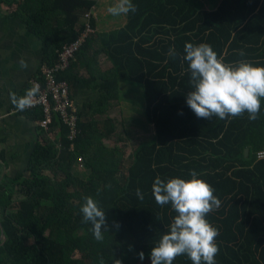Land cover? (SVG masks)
<instances>
[{
  "label": "trees",
  "instance_id": "trees-1",
  "mask_svg": "<svg viewBox=\"0 0 264 264\" xmlns=\"http://www.w3.org/2000/svg\"><path fill=\"white\" fill-rule=\"evenodd\" d=\"M195 1L132 0L137 10L125 15L124 25L101 31L92 15L96 0H0L11 9L7 16L40 42L41 65L47 67L85 28L81 18L87 13L91 28L57 74L77 106L73 140L58 115L44 130L39 106L19 111L12 104L37 124L36 141L24 174L0 180L6 237L0 239V262L6 256L14 264H151L152 248L176 215L170 204L155 202L152 184L157 176L188 180L194 170L221 201L206 217L219 230L216 264H264V161L255 160L264 150V98L254 121L247 113L197 118L186 104L190 73L182 60L186 42L207 43L225 64L264 66V0H208L207 7ZM120 83L141 88L143 119L154 131L129 152L122 123L107 115L119 101ZM31 87L26 84L17 97ZM85 196L105 211L109 231L103 241L81 222ZM173 264L193 262L181 255Z\"/></svg>",
  "mask_w": 264,
  "mask_h": 264
},
{
  "label": "clouds",
  "instance_id": "clouds-1",
  "mask_svg": "<svg viewBox=\"0 0 264 264\" xmlns=\"http://www.w3.org/2000/svg\"><path fill=\"white\" fill-rule=\"evenodd\" d=\"M136 10L132 0H117L107 12L120 16ZM169 54L176 56L171 50ZM239 55L244 56L243 51ZM182 60L190 73L191 90L186 95V104L197 118L211 120L215 116L225 120L245 113L249 120L258 118L261 98H264V66H254L246 60L225 64L223 57H218L207 43L186 42ZM20 65L27 67L23 59ZM38 92V86L34 85L23 96L10 93L11 103L17 110L25 111L34 106ZM189 175L188 180L176 177L167 181L157 176L152 184L155 202L161 207L170 204L176 215L170 230L152 248L151 264H173L181 255H186L193 264H216L219 248L215 239L219 230L206 217L220 208L221 201L214 195L212 186L199 179L194 170ZM136 197L143 200L140 189L136 190ZM83 201L81 222L91 226L96 241H103L104 232L109 231L105 211L91 196L83 197ZM139 258L144 259L143 252L139 253ZM115 264L121 262L117 260Z\"/></svg>",
  "mask_w": 264,
  "mask_h": 264
},
{
  "label": "crops",
  "instance_id": "crops-1",
  "mask_svg": "<svg viewBox=\"0 0 264 264\" xmlns=\"http://www.w3.org/2000/svg\"><path fill=\"white\" fill-rule=\"evenodd\" d=\"M200 1L204 7L208 6H206L204 0ZM96 2L97 6L92 15L98 23L107 19V23H121L124 25L125 15L121 16V21L120 19L116 21V16L110 18L109 15H105L104 0H96ZM7 14L0 11V102L2 103L0 108V153L3 156V159H0V180L4 176L12 178L15 174H24L28 156L32 152L36 141L35 129L37 124L22 115H18L11 109L10 93H15L18 96L23 91L26 84L30 83L36 75L42 59L41 44L37 38L30 34L20 21L9 18ZM22 59L27 63L26 68L20 65ZM107 64L104 67H107ZM134 89L133 85L120 83L119 101L114 108L107 112V115L116 119L114 110L122 107L123 104L127 108L128 116L134 110L135 112L136 110L140 111L139 108L143 110V107L133 105ZM126 122H129V120ZM126 122H123L122 125L126 136H128L127 132L129 130ZM144 123L149 130L153 129L152 125ZM134 130L136 129L134 128ZM153 135L154 131L152 130L151 136ZM9 260L5 256L0 264L4 262L11 264L12 261Z\"/></svg>",
  "mask_w": 264,
  "mask_h": 264
},
{
  "label": "built area",
  "instance_id": "built-area-1",
  "mask_svg": "<svg viewBox=\"0 0 264 264\" xmlns=\"http://www.w3.org/2000/svg\"><path fill=\"white\" fill-rule=\"evenodd\" d=\"M88 19L89 14L87 13L84 15L85 28L74 41L61 48L57 55V62L51 67L41 65L39 68L40 78H33L30 81L32 86L35 85L39 88L33 106H39L43 113V118L38 122L39 127L46 130L51 122L52 115L56 114L62 124L67 127L68 138L70 140H73L79 133L77 128V106L69 96L67 82L58 80L57 74L69 66L75 54L85 41V38L91 31ZM255 160L264 161V150L256 153ZM79 167L81 168V165H79Z\"/></svg>",
  "mask_w": 264,
  "mask_h": 264
},
{
  "label": "rangeland",
  "instance_id": "rangeland-1",
  "mask_svg": "<svg viewBox=\"0 0 264 264\" xmlns=\"http://www.w3.org/2000/svg\"><path fill=\"white\" fill-rule=\"evenodd\" d=\"M212 1H215V0H212ZM216 1L218 2V0H216ZM116 2H117V0H104V4L106 6V8L104 9V12H105V15H109L110 18L112 17V15L107 12V9H108V7L114 5ZM193 2H194V4L196 3L195 0H193ZM204 2L206 4V6L209 4L206 0H204ZM217 2L215 4H217ZM209 6H210L209 9H211L214 5H209ZM0 11L5 14V13H8L9 11H11V9L9 10L6 6L2 5V6H0ZM121 16L122 15L116 16L115 20L116 21L119 20L121 18ZM81 21H84L83 18H81ZM104 21L98 23V29L101 31H108V30H111L114 28H118L122 25L121 23H117V24H110V22L107 23V19H105ZM120 21H121V19H120ZM106 64L107 63H104L103 67ZM133 87L135 88L134 92H133V96H132L134 99L133 105H137L138 107H143L144 103H143L142 90L138 85H133ZM121 98H122V96H121ZM139 110L140 111L136 110V112L134 110V112L131 113L129 116L127 115L128 113L126 112L127 108H125V104H123L122 107L116 108L114 110L115 118L120 124L129 120V122H126L127 129L129 130L127 132L128 136H127V143H126V148H125L126 152L133 150V148L139 142L149 141L153 137V136H151L153 129L152 130L148 129V126L144 123L145 121L143 119L144 118L143 110H142V108H139ZM134 128L136 130H134ZM124 135H125V132H124ZM6 259H8V260L10 259L9 261H12L11 258L6 257ZM3 264H10V263L4 262ZM11 264H13V263L11 262Z\"/></svg>",
  "mask_w": 264,
  "mask_h": 264
},
{
  "label": "water",
  "instance_id": "water-1",
  "mask_svg": "<svg viewBox=\"0 0 264 264\" xmlns=\"http://www.w3.org/2000/svg\"><path fill=\"white\" fill-rule=\"evenodd\" d=\"M245 155H247V150H245ZM0 227H1V235H0V239L3 238V240H5L6 237H5V234H4V231H3V228H2L1 222H0Z\"/></svg>",
  "mask_w": 264,
  "mask_h": 264
}]
</instances>
